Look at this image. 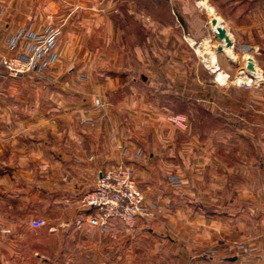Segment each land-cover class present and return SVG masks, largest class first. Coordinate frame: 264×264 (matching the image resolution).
Listing matches in <instances>:
<instances>
[{
  "label": "rangeland",
  "instance_id": "374dc122",
  "mask_svg": "<svg viewBox=\"0 0 264 264\" xmlns=\"http://www.w3.org/2000/svg\"><path fill=\"white\" fill-rule=\"evenodd\" d=\"M206 1L211 5L201 7L197 0H41L35 5L27 2L10 5L0 0V57L9 61L18 55L35 54L33 68L20 76H5L0 67V108L79 109L88 112L87 116L79 118L84 124L93 122L95 111L100 109L114 108L121 114L127 109L124 119L131 127L130 132L134 130L136 134L129 133L128 140L119 144L127 160L118 165H129L134 173L135 160L148 157L150 152V148L145 147L151 140L147 129L152 128V134L159 142L157 151L162 160L160 167L165 173V194L160 198H151L140 188L145 201L154 206V210L151 216L136 220L134 226H125L129 231L130 247L123 264H264L261 241L264 220L254 218L251 212L241 214L246 217H241L240 225L235 223L238 216L234 218L228 211L219 213L217 225L220 228L190 231L192 246L183 244L184 239H179L189 234L185 228L186 221H200V215H205L204 221L208 217L207 214H195L192 218L181 209L190 204L183 197L184 180L191 170L189 160L192 154L198 155L196 150H200L191 148L190 142L194 137L202 140L204 134L219 125L202 109L207 105L216 110L225 106L224 110L229 113L234 88H253L264 92V80L256 81L245 68L246 55L256 59L258 54L252 47L246 51L244 46L249 45L247 38L236 35L231 22L225 17L232 15L231 5L226 4L227 0ZM211 8L223 19L220 18L221 22H225V28L232 35L233 57L217 50V45L222 44L211 30ZM24 17L27 19L24 20ZM50 31L54 32L55 38L50 51L44 54L43 39ZM188 38L197 42L196 45L208 39L215 51V60L203 62V57ZM243 73L251 81L244 78L236 81V77ZM191 93L197 101L189 98ZM220 93L227 98L224 106L215 103ZM203 94V99L208 98V104L201 100ZM207 94L211 95L210 98ZM177 113L186 117L183 128L167 120L169 114ZM116 116L112 124L114 133L120 125V117ZM228 135L231 136V133H226V140L230 142ZM170 142L178 144V158L174 157V151L169 152ZM243 151L253 162L264 157V150H257L256 153L255 150ZM205 157L211 156L205 153ZM214 157L228 166L233 161L232 153L224 150H219ZM174 158L179 171L169 167V161ZM228 183L234 189L241 185V188H252L255 192L253 180ZM136 184L139 186L137 181ZM173 190L177 192L176 201L174 196L169 195L175 192ZM220 192L223 197L218 196L217 189L210 190L214 196L210 198L213 207L218 205L224 210L234 209V212L258 207L264 211V199L256 204L255 200H247L233 192V188ZM82 195L76 197L81 205ZM174 204L180 209L174 210ZM34 219H42L43 228L29 231L27 238L13 237L10 230H3L5 234L0 235V264L109 263L99 256L97 260L79 261L72 255L69 259H56L55 254V259L46 260L45 257L52 256L47 254V248L56 249L57 244L66 247L75 239L68 235H51L44 229L48 221L57 220L56 213L46 211L44 218ZM200 224L197 226L200 227ZM211 224L207 222L204 225ZM137 225H141L142 229L150 227L152 231L144 230L139 237L134 230ZM102 233L97 236H105ZM204 233L208 237L200 238L205 236ZM168 234L178 244L169 243ZM162 236H166L164 241L160 238ZM48 244L51 246L48 247ZM241 244L250 249L243 251L239 248ZM66 251H70L69 248ZM199 256L208 260L201 263L190 261V258Z\"/></svg>",
  "mask_w": 264,
  "mask_h": 264
},
{
  "label": "crops",
  "instance_id": "0c3cea01",
  "mask_svg": "<svg viewBox=\"0 0 264 264\" xmlns=\"http://www.w3.org/2000/svg\"><path fill=\"white\" fill-rule=\"evenodd\" d=\"M2 1L10 5L14 2L34 5L36 1L41 2V0ZM199 3L201 7L211 5L206 0H201ZM226 4L231 5L232 15L225 17L231 22L236 35L247 38L249 45H245V48L252 47L258 54L254 62L264 72V0H227ZM212 12L215 11L211 8L209 11L211 18ZM9 17L11 18V13ZM25 19L27 18L24 17ZM10 25L12 28V23ZM223 26L225 28V22ZM225 31L232 40V35L226 28ZM231 51L233 53L232 47ZM233 55L228 56L233 57ZM215 58L216 54L211 61ZM234 89L233 104L229 113L224 110L227 98L221 93L217 95L215 103L218 106L223 105V108L216 110L207 105L202 109L209 117L219 122V125L204 134L202 140L194 137L189 145L201 151L196 150L198 155L192 154L189 160L191 170L184 180L183 197L190 204L181 209L192 218L195 214H207L208 217L205 221V215H200L202 216L200 221L193 222V219L186 221L185 228L189 234H186L185 238H179L184 239L183 244L186 245L193 244L190 231L208 227L217 229L218 214L225 211L233 214L234 218L238 216L235 223L239 225L241 217H246L242 215L247 212L254 214L256 219L264 220V211L262 212L258 207L237 209L234 212V209L224 210L225 208L218 205L213 207L210 202V198L214 197L212 193L210 194V190L217 189L221 194L218 196L223 197L220 191H224L225 188H233V192L244 196L247 200H255L256 204L264 199V157L262 156L258 162H253L252 158L247 157L243 151L255 150L256 153L257 150H264V92L260 90L258 92L253 88ZM203 96L204 94L201 95V100H205ZM210 96L207 94V97ZM140 97L142 99L141 94ZM189 98L197 101L193 93ZM207 100L208 98L205 103L208 104ZM122 104L127 107V104ZM126 111L127 109L121 114L114 108L100 109L95 111L93 122L84 124L79 118L87 116L88 112L79 109L0 108V235L3 236L5 234L3 230L7 229L11 231L9 233L13 237L27 238L29 231L43 228V226H32L34 218H44L46 211L53 212L57 214V220L48 221L44 229L51 235H68L75 240L66 247L57 244L56 249L47 248V254L52 256L45 257L46 260L55 259L53 256L55 254L56 259H69L72 255L73 259L79 261L97 260L99 256L108 261V264H116L118 261L123 264L124 258L129 255L130 247L129 231L125 225L118 220H111L108 225L109 232L102 233L98 227L90 226L87 222L94 210L79 204L76 197L93 188L100 172L106 167L127 160V156L121 153L119 144L128 140L129 133L134 134L135 131L130 132L131 127L127 119H124ZM117 114L120 117V125L114 133L112 124ZM147 130L149 135L151 134V140H148L150 142L145 147L151 150L149 149L148 157L135 160L134 177L148 197L160 198L165 194L163 193L166 188L165 173L160 167L162 160L157 151L159 142L153 136L152 128ZM226 133H231V136L228 135L231 138L230 142L226 140ZM168 145L169 152L174 151V157L178 158L179 151L176 147L178 144L170 142ZM219 150L232 153L233 161L230 162V166L224 164L218 157H214ZM205 153L211 157L206 158ZM176 161L175 158L169 161V167L173 170H178ZM244 179L255 181V192L252 188L249 190L239 185L240 187L236 186L234 189L231 183L227 184L230 181L241 182ZM175 193L177 192L175 191L174 195L169 193L170 197L174 196V200L177 197ZM173 208L180 209L176 204ZM196 221L198 224L201 223L200 227L197 226ZM207 222H212V226H205ZM134 230L135 235L140 237L144 230L152 231V228L142 229L141 225H137ZM99 233L105 234L106 237L103 235L98 237ZM167 237L169 243L178 244L172 235L168 234ZM206 237H208L206 234L200 236L202 239ZM160 238L164 241L166 236ZM50 246L48 244V247ZM66 248L71 252L66 251ZM194 260L201 263L208 258L204 260L203 256L190 258V261Z\"/></svg>",
  "mask_w": 264,
  "mask_h": 264
},
{
  "label": "built area",
  "instance_id": "2783aa9c",
  "mask_svg": "<svg viewBox=\"0 0 264 264\" xmlns=\"http://www.w3.org/2000/svg\"><path fill=\"white\" fill-rule=\"evenodd\" d=\"M54 38L53 31L44 36V54L50 51ZM38 52L35 53L38 55ZM34 62L35 54L18 55L17 58L9 61L0 57V67L2 66L5 76H20L33 68ZM167 120L180 128L186 126V117L182 114H169ZM80 201L86 208L94 210V213L88 217V223L98 227L102 232L108 230L111 220H118L126 227H132L136 220L151 216L154 210V206L145 201L140 187L136 184L133 169L124 164L100 172L94 187L86 191ZM43 224L42 219L32 221L33 227H40ZM261 241L264 250V227ZM239 248L243 251L250 249L242 244Z\"/></svg>",
  "mask_w": 264,
  "mask_h": 264
},
{
  "label": "bare ground",
  "instance_id": "6f19581e",
  "mask_svg": "<svg viewBox=\"0 0 264 264\" xmlns=\"http://www.w3.org/2000/svg\"><path fill=\"white\" fill-rule=\"evenodd\" d=\"M199 1L201 0H197L198 4L200 5ZM201 6V5H200ZM212 17L215 18V21L214 23H211V30L213 33H216L217 32V27L220 26L221 28H223V31H224V35L223 37H221L219 39V41L221 42L222 44V49L221 51L222 52H225L227 55H232V51H231V48L230 46L232 47L233 46V42L231 40V37L228 35V33L225 31V28H224V24L221 22L220 20V17L218 15H216L215 12H212ZM227 30V29H226ZM228 31V30H227ZM225 37H227L229 40H230V43L229 44H225ZM212 38V37H211ZM189 42L194 45V48L196 50L197 53H199L203 58V62L205 63H209L211 62L210 60L214 57L215 55V51H213L211 49V45H210V42L209 40H204L200 43L197 44V42H194V40L192 38H188ZM214 40V39H213ZM216 43V42H215ZM245 47V46H244ZM247 47V50H249V47ZM245 50V49H244ZM206 54V55H205ZM246 56H250V55H246ZM246 61V60H245ZM207 65V64H206ZM248 70V69H247ZM248 73H251V75L255 78L256 81H259V80H264V74L261 72V70L259 69V67L257 66L256 62H254V70H248L247 71ZM227 75V73H226ZM246 79V80H249V77L248 76H245L244 73L241 75V76H237L236 77V81H241L242 79Z\"/></svg>",
  "mask_w": 264,
  "mask_h": 264
},
{
  "label": "water",
  "instance_id": "95a60500",
  "mask_svg": "<svg viewBox=\"0 0 264 264\" xmlns=\"http://www.w3.org/2000/svg\"><path fill=\"white\" fill-rule=\"evenodd\" d=\"M215 18H211L210 19V23H214ZM215 35L217 36L218 39H220L221 37H223L224 35V31L223 28H221L220 26L217 27V32L215 33ZM225 44H229L230 40L225 37ZM222 46L219 44L217 45V50H221ZM245 68L248 70H254V59L251 56H247L246 58V62H245Z\"/></svg>",
  "mask_w": 264,
  "mask_h": 264
}]
</instances>
